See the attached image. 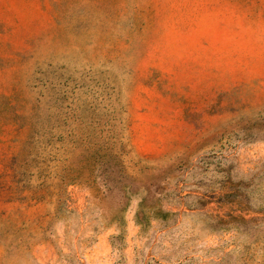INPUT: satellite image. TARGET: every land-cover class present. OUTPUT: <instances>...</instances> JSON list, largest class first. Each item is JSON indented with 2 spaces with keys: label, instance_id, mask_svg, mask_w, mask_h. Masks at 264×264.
Wrapping results in <instances>:
<instances>
[{
  "label": "rangeland",
  "instance_id": "obj_1",
  "mask_svg": "<svg viewBox=\"0 0 264 264\" xmlns=\"http://www.w3.org/2000/svg\"><path fill=\"white\" fill-rule=\"evenodd\" d=\"M0 264H264V0H0Z\"/></svg>",
  "mask_w": 264,
  "mask_h": 264
}]
</instances>
